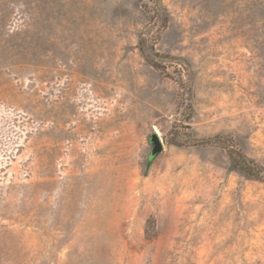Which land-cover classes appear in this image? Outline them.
Instances as JSON below:
<instances>
[{
    "label": "rangeland",
    "instance_id": "obj_1",
    "mask_svg": "<svg viewBox=\"0 0 264 264\" xmlns=\"http://www.w3.org/2000/svg\"><path fill=\"white\" fill-rule=\"evenodd\" d=\"M216 136L264 167V0H0V264H264Z\"/></svg>",
    "mask_w": 264,
    "mask_h": 264
},
{
    "label": "trees",
    "instance_id": "obj_2",
    "mask_svg": "<svg viewBox=\"0 0 264 264\" xmlns=\"http://www.w3.org/2000/svg\"><path fill=\"white\" fill-rule=\"evenodd\" d=\"M159 15H164V21L168 19L167 10L162 7L157 12ZM143 56L146 60L156 69H163L160 64L155 60L151 59L146 53V50L141 43L140 48ZM193 146L207 147V146H219L223 148L230 160L231 166L234 170L244 174L248 178L256 181H264V167L258 164L255 160L249 158L236 144L232 138L227 136H216L214 138L202 139V140H191L189 142Z\"/></svg>",
    "mask_w": 264,
    "mask_h": 264
},
{
    "label": "water",
    "instance_id": "obj_3",
    "mask_svg": "<svg viewBox=\"0 0 264 264\" xmlns=\"http://www.w3.org/2000/svg\"><path fill=\"white\" fill-rule=\"evenodd\" d=\"M152 144L151 158L156 157L163 151V144L157 134H153L150 138Z\"/></svg>",
    "mask_w": 264,
    "mask_h": 264
}]
</instances>
